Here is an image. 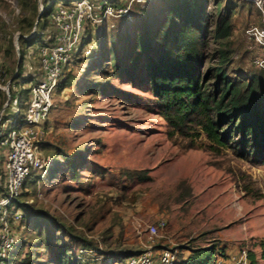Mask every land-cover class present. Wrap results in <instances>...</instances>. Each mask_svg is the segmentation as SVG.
<instances>
[{"label": "rangeland", "instance_id": "obj_1", "mask_svg": "<svg viewBox=\"0 0 264 264\" xmlns=\"http://www.w3.org/2000/svg\"><path fill=\"white\" fill-rule=\"evenodd\" d=\"M116 1L129 2L128 15L86 23L83 44L52 95L39 145L49 162L28 175L12 203L23 214L16 229L24 245L8 264H64L51 248L35 253V222L51 230L53 246L68 248L66 263L112 264L124 247H170L186 255L181 248L188 243L218 244L222 258L242 249L258 255L264 161L252 162L232 147L211 150L204 136L193 142L169 137L147 64L173 48L185 26L173 0ZM59 2L64 0H0V124L13 117L10 96L26 100L40 72L39 49L53 38L51 14ZM51 4L48 15L43 11ZM201 10L205 19L193 18L188 28L199 30L205 66L215 62L218 46L211 33L229 15L230 74L264 77V0H202ZM143 35L150 50L140 55L135 43ZM158 218L166 227L151 241L148 226Z\"/></svg>", "mask_w": 264, "mask_h": 264}, {"label": "trees", "instance_id": "obj_2", "mask_svg": "<svg viewBox=\"0 0 264 264\" xmlns=\"http://www.w3.org/2000/svg\"><path fill=\"white\" fill-rule=\"evenodd\" d=\"M69 1L64 0L66 3ZM173 1L178 21L185 27L181 29L173 48H165L155 60L151 59L147 64L149 86L158 104V113L169 128V137L178 135L193 142L204 136L211 150L232 147L234 152L252 162L264 161V77L253 75L250 79H244L237 74H230L227 43L232 32L231 16L227 15L217 21L211 33L212 40L218 45L212 54L215 62L205 66L196 37L199 30L196 27L188 28L193 18L205 19L201 10L202 0ZM52 10L51 4L43 12L50 15ZM135 48H138L140 55L150 50L146 35L140 37ZM20 55L22 61L24 54L21 52ZM103 65L99 64L96 69L101 70ZM110 65L113 69L117 68L115 60ZM18 75H21L20 69ZM112 76H115L114 72ZM19 108L20 117L25 108L24 101H21ZM70 169L74 170V167ZM137 173L142 176L144 172L140 170ZM32 227L39 237L38 244L33 247L40 250L35 253L51 248L60 262L75 264L71 261L66 263L65 258L70 253L64 244L53 246L55 241L52 242L49 228H44L40 222H35ZM23 241L10 254L7 264L13 255L21 252ZM259 248V257L264 261V242L259 243ZM182 249L188 252L187 255L179 253L173 264H213L216 258L224 255L215 243H188ZM140 251H130L124 247L119 261L113 262L123 264L126 257ZM247 256L248 264H259L255 252L247 251Z\"/></svg>", "mask_w": 264, "mask_h": 264}, {"label": "built area", "instance_id": "obj_3", "mask_svg": "<svg viewBox=\"0 0 264 264\" xmlns=\"http://www.w3.org/2000/svg\"><path fill=\"white\" fill-rule=\"evenodd\" d=\"M128 10L129 2L115 0H71L59 2L54 7L51 14L54 38L39 49L40 72L28 87L22 116H18L21 98L14 96L9 103L13 117L0 124V148L3 150L0 167V264H7L10 254L23 240L16 229L23 214L12 203L21 193L28 175L34 170H42L49 162V158L42 155L39 144L46 134L52 95L64 69L83 44L86 23L101 24L110 17L128 15ZM34 67V64H28L29 70ZM165 227V219L158 218L148 226L149 239L152 241ZM176 257L177 251L170 247L156 251L149 247L129 255L123 264H173ZM213 264H248L247 251L242 249L230 258L218 257Z\"/></svg>", "mask_w": 264, "mask_h": 264}, {"label": "crops", "instance_id": "obj_4", "mask_svg": "<svg viewBox=\"0 0 264 264\" xmlns=\"http://www.w3.org/2000/svg\"><path fill=\"white\" fill-rule=\"evenodd\" d=\"M187 253H188V252H187ZM259 254H260V252H259ZM259 254H258V255L256 254L257 259H258V262H259V264H264V261H263L262 259H260ZM186 255H187V254H186Z\"/></svg>", "mask_w": 264, "mask_h": 264}]
</instances>
